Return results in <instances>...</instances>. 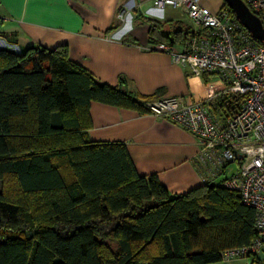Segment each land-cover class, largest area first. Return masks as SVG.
Returning a JSON list of instances; mask_svg holds the SVG:
<instances>
[{"label": "trees", "instance_id": "16d2710c", "mask_svg": "<svg viewBox=\"0 0 264 264\" xmlns=\"http://www.w3.org/2000/svg\"><path fill=\"white\" fill-rule=\"evenodd\" d=\"M147 35L190 38L155 19ZM150 99L98 80L64 43L0 46V264H209L250 242L254 208L221 179L171 193L124 142L88 138L91 100L146 113Z\"/></svg>", "mask_w": 264, "mask_h": 264}, {"label": "crops", "instance_id": "0c3cea01", "mask_svg": "<svg viewBox=\"0 0 264 264\" xmlns=\"http://www.w3.org/2000/svg\"><path fill=\"white\" fill-rule=\"evenodd\" d=\"M201 1L213 11L223 4ZM0 15V46L21 51L32 43H64L72 60L110 85L151 99L200 94L188 68L150 48L155 42L147 35L149 19L180 21L186 15L182 7L156 0H0ZM89 114L88 138L124 142L138 173H156L171 193L201 184L193 162L198 139L167 116L97 100L90 101ZM229 264L255 262L247 256Z\"/></svg>", "mask_w": 264, "mask_h": 264}, {"label": "built area", "instance_id": "2783aa9c", "mask_svg": "<svg viewBox=\"0 0 264 264\" xmlns=\"http://www.w3.org/2000/svg\"><path fill=\"white\" fill-rule=\"evenodd\" d=\"M244 2L264 27V0ZM163 3L182 7L194 26L187 42L158 41L150 48L186 66L201 90L199 96L191 92L145 103L150 112L196 136L193 162L201 182L221 179L254 208L256 233L250 242L222 250L219 259L229 264L250 256L255 264H264V41L226 7L213 11L201 0H156ZM230 162L237 167L226 173Z\"/></svg>", "mask_w": 264, "mask_h": 264}, {"label": "water", "instance_id": "95a60500", "mask_svg": "<svg viewBox=\"0 0 264 264\" xmlns=\"http://www.w3.org/2000/svg\"><path fill=\"white\" fill-rule=\"evenodd\" d=\"M233 11L239 22L249 31V33L264 41V27L260 19L250 11L244 0H223Z\"/></svg>", "mask_w": 264, "mask_h": 264}, {"label": "rangeland", "instance_id": "374dc122", "mask_svg": "<svg viewBox=\"0 0 264 264\" xmlns=\"http://www.w3.org/2000/svg\"><path fill=\"white\" fill-rule=\"evenodd\" d=\"M179 20L183 22V24H185L186 27H192L194 26V23L191 21V19L187 16V15H182L179 17ZM129 22H127V26H129ZM180 24H172V23H167L164 25V28H167V29H175L177 28V26H179ZM237 167V163L236 162H230L228 164V167L226 168V173H229L232 169H235Z\"/></svg>", "mask_w": 264, "mask_h": 264}, {"label": "bare ground", "instance_id": "6f19581e", "mask_svg": "<svg viewBox=\"0 0 264 264\" xmlns=\"http://www.w3.org/2000/svg\"><path fill=\"white\" fill-rule=\"evenodd\" d=\"M192 80H193V85L196 86V88L200 87V83H199V81H198V78L193 77Z\"/></svg>", "mask_w": 264, "mask_h": 264}]
</instances>
